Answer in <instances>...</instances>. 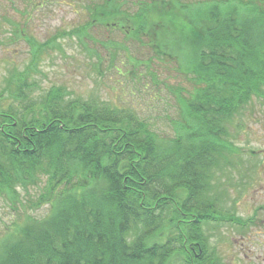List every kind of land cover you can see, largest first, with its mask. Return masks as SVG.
<instances>
[{"label": "trees", "instance_id": "obj_1", "mask_svg": "<svg viewBox=\"0 0 264 264\" xmlns=\"http://www.w3.org/2000/svg\"><path fill=\"white\" fill-rule=\"evenodd\" d=\"M85 8L86 24L56 35H75L85 49L101 28L125 41L100 40L125 52L120 69L114 53L87 50L97 74L124 69L130 95L142 96L161 84L154 65L174 63L190 84L162 82L179 109L177 120L166 117L168 136L131 106L62 86L36 91L35 58L13 70L0 92V206L20 217L6 227L0 264H172L175 256L218 264L203 224L219 220L224 178L238 167L236 119L264 98V0H91ZM112 12L127 30L109 21ZM44 205V217L30 216Z\"/></svg>", "mask_w": 264, "mask_h": 264}, {"label": "rangeland", "instance_id": "obj_2", "mask_svg": "<svg viewBox=\"0 0 264 264\" xmlns=\"http://www.w3.org/2000/svg\"><path fill=\"white\" fill-rule=\"evenodd\" d=\"M91 0H0V92L6 90V81L10 73L17 74L30 67L35 58L37 66L29 71V80L34 81L36 91L52 86L65 87L73 96L96 97L111 104H125L139 110V113L154 121L168 136L173 135L166 117L177 120L179 109L175 98H170L163 88L189 86L183 75L175 71L173 65L164 63L154 65L160 78L158 88L148 85V92L130 95L129 76L122 69L121 75L104 71L97 74L91 67L87 50L98 49L100 55L109 59V53L116 55L115 66L120 69L119 61L126 59L122 49L113 47L105 50L100 40L111 35L119 43L124 38L117 32L100 29L95 42L83 39L85 49L75 35L59 37L56 34L72 31L91 18V12L85 6ZM155 18V17H154ZM156 19V18H155ZM117 28L127 30V21L112 12ZM52 38L55 40L52 41ZM41 44L38 57L33 53ZM132 50L133 45L126 41ZM109 54V55H108ZM33 68V67H32ZM129 69L127 66L126 70ZM158 115V116H156ZM237 137L234 141L237 151L238 167L228 170L224 178L226 198L223 202L218 221L203 224L209 235V252L218 264H264V98L254 99L245 105L236 119ZM236 130V129H235ZM237 159L239 161H237ZM223 181V179H221ZM14 209V208H13ZM49 210L44 205L29 211L31 217L42 218ZM19 214L0 206V242L9 239L6 227L18 220ZM20 217V216H19ZM23 219V218H21ZM244 222V226H240ZM214 250V253H213ZM210 255V254H208ZM173 258L172 264H183V259Z\"/></svg>", "mask_w": 264, "mask_h": 264}, {"label": "flooded vegetation", "instance_id": "obj_3", "mask_svg": "<svg viewBox=\"0 0 264 264\" xmlns=\"http://www.w3.org/2000/svg\"><path fill=\"white\" fill-rule=\"evenodd\" d=\"M240 223H241L240 226L243 227L244 226V222H240Z\"/></svg>", "mask_w": 264, "mask_h": 264}]
</instances>
